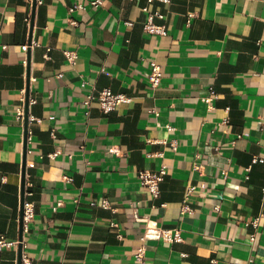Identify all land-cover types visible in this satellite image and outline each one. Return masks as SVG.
<instances>
[{"label": "crops", "instance_id": "crops-1", "mask_svg": "<svg viewBox=\"0 0 264 264\" xmlns=\"http://www.w3.org/2000/svg\"><path fill=\"white\" fill-rule=\"evenodd\" d=\"M33 1L0 0V239L13 243L0 264H18L20 245L22 264H264V0H36L34 15ZM155 13L165 35L144 29ZM28 84L35 216L20 242ZM104 89L132 101L87 109ZM162 165L153 198L139 173ZM146 221L182 241L144 240Z\"/></svg>", "mask_w": 264, "mask_h": 264}, {"label": "built area", "instance_id": "built-area-1", "mask_svg": "<svg viewBox=\"0 0 264 264\" xmlns=\"http://www.w3.org/2000/svg\"><path fill=\"white\" fill-rule=\"evenodd\" d=\"M154 0H149V2H152ZM104 5V0H92L90 2V6L93 8H100ZM84 6L81 4L75 5L74 9H83ZM147 8H144V11L147 12ZM155 16H158L160 18H163L162 15H159L158 13L150 14L148 17L147 22L144 24V29L148 33L151 34H159V35H165L166 29L165 26H157L153 23V19ZM26 21L30 22V16L26 18ZM129 26H133V23H127ZM31 47V45H25L22 47L24 51H27V49ZM3 49H6L7 46H2ZM66 58L71 64H75L77 55L74 52H65ZM26 63V62H25ZM151 71L148 75V81L150 84L151 89L156 90L160 87L162 80H163V71L162 67L156 62L152 61L150 63ZM218 98L217 93L213 88L209 89V93L207 96H204L201 98V100L211 105L212 102ZM25 100H26V90L22 91V98H21V106L17 109V119L21 122H24L25 119ZM132 99L125 94H115L110 89H104L102 91L93 92L90 93L87 98L84 100L83 104L84 106L89 109L94 102H97L103 111V113H110L111 111H114L122 104H129L131 103ZM150 114L155 115L156 117L159 116V112L156 109H151L149 111ZM88 114V113H87ZM168 131H173L174 128L170 125L166 126ZM54 136V133H52ZM32 140V133L31 131H28V137L27 142H30ZM170 146L173 150H177V141H172L170 143ZM57 153L51 155L52 157H55ZM198 169L197 167H195ZM167 174V166L162 165L161 168L157 171H141L139 173V181L140 184L149 192V194L153 198H158L161 194V183L163 182L165 176ZM68 181H72V178H66ZM196 190V186H189L187 188L186 196H189L192 192ZM103 207L110 208V204L108 201L103 202ZM181 214L185 213H193V210L188 204L187 200H184L182 203V206L180 208ZM35 216V208L34 204L32 203H25L24 205V212H23V231H27L29 228L30 223L33 221ZM143 220V219H142ZM147 222V221H146ZM251 224L255 227H258V219L251 222ZM113 226H116L113 224ZM144 240H163L169 243L174 242H180L182 241L181 233L179 229H162L157 226H152L147 222V228L143 237ZM255 237L254 235L251 237V241H254ZM13 243L7 242L4 239H0V249L3 247H10ZM145 249L141 248L139 251V254L137 255V259L142 260L144 255ZM22 262L26 263L28 262L27 259H24L22 257Z\"/></svg>", "mask_w": 264, "mask_h": 264}, {"label": "water", "instance_id": "water-1", "mask_svg": "<svg viewBox=\"0 0 264 264\" xmlns=\"http://www.w3.org/2000/svg\"><path fill=\"white\" fill-rule=\"evenodd\" d=\"M36 0L33 1V15L35 12ZM33 28V21L31 22V30ZM29 56H28V66H29ZM29 80V75H28ZM28 119H29V84L26 89V100H25V120H24V128H25V136H24V160H23V169H22V190H21V208H20V242H22L23 235V212L25 205V185H26V153H27V137H28ZM20 254L18 258V264H22V252L21 245Z\"/></svg>", "mask_w": 264, "mask_h": 264}]
</instances>
